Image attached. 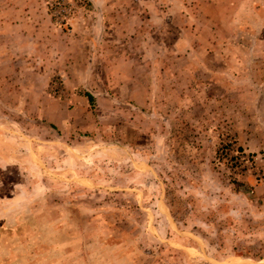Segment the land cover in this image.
<instances>
[{
	"label": "rangeland",
	"instance_id": "1",
	"mask_svg": "<svg viewBox=\"0 0 264 264\" xmlns=\"http://www.w3.org/2000/svg\"><path fill=\"white\" fill-rule=\"evenodd\" d=\"M0 264H264V0H0Z\"/></svg>",
	"mask_w": 264,
	"mask_h": 264
},
{
	"label": "trees",
	"instance_id": "2",
	"mask_svg": "<svg viewBox=\"0 0 264 264\" xmlns=\"http://www.w3.org/2000/svg\"><path fill=\"white\" fill-rule=\"evenodd\" d=\"M83 95L86 97V99H87V101H88L89 103H92L93 98H92V95H91L90 93L85 92V93H83Z\"/></svg>",
	"mask_w": 264,
	"mask_h": 264
}]
</instances>
